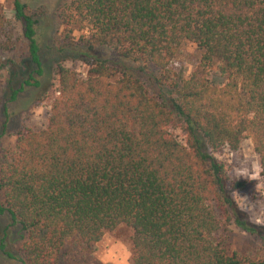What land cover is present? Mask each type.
Instances as JSON below:
<instances>
[{
	"label": "trees",
	"instance_id": "trees-1",
	"mask_svg": "<svg viewBox=\"0 0 264 264\" xmlns=\"http://www.w3.org/2000/svg\"><path fill=\"white\" fill-rule=\"evenodd\" d=\"M12 13L3 128L26 89L50 103L46 125L0 153V216L18 242L4 254L92 264L87 250L125 224L132 264H264L231 249L232 224L259 229L232 196L245 182L212 154L249 139L264 178V0H65L44 43V8L12 0ZM186 41L200 56L184 77L170 64Z\"/></svg>",
	"mask_w": 264,
	"mask_h": 264
},
{
	"label": "rangeland",
	"instance_id": "rangeland-1",
	"mask_svg": "<svg viewBox=\"0 0 264 264\" xmlns=\"http://www.w3.org/2000/svg\"><path fill=\"white\" fill-rule=\"evenodd\" d=\"M31 9L44 8L47 15L40 19L38 26V36L41 43L49 42L55 35L56 20L55 10L59 3L65 0H22ZM0 11L4 13L6 19L15 23L12 13V0H0ZM16 24V23H15ZM15 33L20 29L17 23L14 26ZM200 56V51L193 43L184 42L175 55L170 70L182 72L187 77L194 68L196 61ZM73 68L85 74V66L77 62ZM152 71L151 69L146 72ZM5 72L0 71V95H4V86H6ZM216 78V77H213ZM219 81L218 78L215 79ZM45 89H26L22 92L18 100L7 104L8 122L3 128L5 116L0 106V153L12 149L15 144V137L12 135L18 129L31 127L33 129H42L47 123L50 100L42 98ZM174 134L182 139L183 135L179 130H174ZM214 157L225 164L230 170L232 176L245 185L240 191H234V197L238 207L243 213L244 218L259 229V234H249L240 228L231 225L232 242L231 249L241 252L250 251L252 255L264 257V178L259 175V158L254 153L249 139H244L240 143L239 149L231 151L223 148L221 151L212 153ZM9 220L5 216H0V264H20L16 259L8 257L5 252L15 254L18 245L16 230L7 228ZM131 229L125 224H120L111 231L104 233L101 240L96 243L92 249H88L87 263L92 264H132V246ZM2 242V243H1Z\"/></svg>",
	"mask_w": 264,
	"mask_h": 264
}]
</instances>
